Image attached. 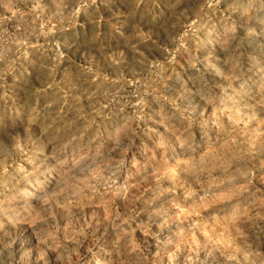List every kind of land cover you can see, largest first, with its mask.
<instances>
[{"label":"rangeland","instance_id":"374dc122","mask_svg":"<svg viewBox=\"0 0 264 264\" xmlns=\"http://www.w3.org/2000/svg\"><path fill=\"white\" fill-rule=\"evenodd\" d=\"M0 264H264V0H0Z\"/></svg>","mask_w":264,"mask_h":264}]
</instances>
